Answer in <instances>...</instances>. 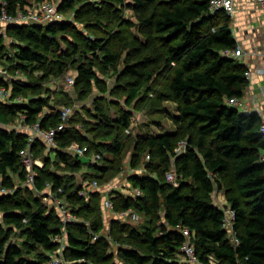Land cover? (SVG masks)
I'll use <instances>...</instances> for the list:
<instances>
[{
  "label": "trees",
  "instance_id": "1",
  "mask_svg": "<svg viewBox=\"0 0 264 264\" xmlns=\"http://www.w3.org/2000/svg\"><path fill=\"white\" fill-rule=\"evenodd\" d=\"M43 1L54 0H36ZM2 3L11 13L34 5L28 0H0V10ZM87 3L75 9L77 18L86 15L108 28L116 23L117 10L119 14L128 11L129 32L126 36L120 33L114 47L92 40L84 50L87 53H81L74 63L73 86L94 85L107 90L105 81L95 72L98 61L105 71L118 72L119 80L130 79L125 104L130 105L143 89L153 92L156 108L174 127L159 133L126 132L132 123L129 110L103 111L97 106L88 130L98 138L104 129L101 134L110 136L107 141L86 138L79 127L70 125L71 117L57 134V146L50 153H43V141L36 140L31 149L34 157L41 156L43 164L35 167V190L41 191L49 183L52 191L83 219L65 224L63 257L72 264H117L109 253L111 242L99 234L104 223L98 201H93L97 193L92 192L86 201L79 194L80 181L73 180V172L64 170L80 169L86 163L84 178L99 182L107 173L113 176L123 167L122 153L129 142L133 145L130 166L143 163L144 167L129 172L127 180L132 189L141 192L130 195L113 189L109 197L116 211L132 208L151 221L138 227L116 217L110 220L109 235L125 244L116 251L122 264H264V134L256 111H242L226 101L242 95L248 84L246 65L222 54L223 49L237 45L231 16L223 10H211L210 0H104L100 6ZM57 5L64 11L71 1L62 0ZM72 28L68 20L12 23L5 26V36L0 33V59L7 63L5 56L12 61L6 67L11 77L0 75V87L10 88V102L0 103V187L12 189L11 193L0 192V264H44L58 246L54 236L62 233L57 207L43 204L31 194L29 186L21 184L25 172L19 151L26 146L27 134L6 126L21 114L23 122L38 120L42 127L59 122L57 105L49 103L48 90L41 84L52 75L59 76L65 60L80 51L78 43L69 42L63 35ZM6 36L11 40L8 43ZM8 46L12 48L10 55ZM95 49L100 56L89 53ZM51 54L57 66L55 74L49 67H42L51 62ZM36 67L42 71L32 80ZM160 70L165 75V89L156 91L148 83L161 75ZM17 72L24 78L14 77ZM16 96L27 100L13 101ZM165 100L174 105L175 112L167 111ZM179 141L184 142L180 154L174 152ZM71 144L85 147L87 161H82L83 155L66 150ZM96 153L100 157L92 160ZM174 161L176 170L172 168ZM57 164L62 171L52 168ZM169 170L175 179L177 172L191 182L174 185L166 179ZM216 188L217 193L225 195V206L234 211L231 234L222 224L223 207L213 201ZM181 227L191 232L196 263L176 258L185 239ZM13 234L22 237L20 243L10 240ZM95 234L99 235L93 238Z\"/></svg>",
  "mask_w": 264,
  "mask_h": 264
},
{
  "label": "rangeland",
  "instance_id": "2",
  "mask_svg": "<svg viewBox=\"0 0 264 264\" xmlns=\"http://www.w3.org/2000/svg\"><path fill=\"white\" fill-rule=\"evenodd\" d=\"M32 4H36V0H28ZM62 0H54L56 3H60ZM71 6L64 9V11H61L64 16L65 20L71 21L73 28L70 29L68 32L64 33L63 35L67 37L66 40L69 42H76L80 46L79 52H76L75 55H72V58H67L64 62V71L57 75H52L49 77L47 82H43L41 85L44 89L48 90V95H50V101L49 103H56V108L58 111L60 110L63 105H66L64 102H68L69 106L72 107V113L69 116V119L71 117L70 125L71 126H77L79 127L81 133L88 139L92 141H98L103 140L107 141L109 139V135H102L101 133L104 131V129L101 130L99 135H97L95 138L94 134L91 133L88 130V126H91V119L96 118L95 113L97 112V106H99L103 111H107L110 108L119 110V109H127L132 115V123L131 126L126 129L125 131H132V133H135L136 131L142 130L147 131L150 133H159V132H166L171 129H173V122L169 118L164 115L161 110H158L156 108V104L153 101V92L146 93V89H143L141 92H139L138 96L134 99V101L127 105L125 104V98L127 97V93L129 90V81L130 79L125 78L119 80L118 72L114 70H107L105 71L103 68H101L99 62H96V69L95 72L99 76V78L103 81H105L107 85V90L101 91L98 90L94 85H92L89 88H84L81 84H78L76 87L73 86V83L69 82V76L74 77L76 74V69L74 67V63L76 59L80 56L81 53H87L84 50L88 47V44L93 40L95 43H98L100 45H107L110 47H114V45L117 43L119 34L121 33L123 36L128 35L129 32V23L127 22V13H124L123 11L121 14H119L120 11L117 10L116 16L117 21L115 24L111 25L110 27L106 28L105 26H99L94 20L88 18L86 15H81L79 18L75 16V9L83 4V2L87 1V4H90V6H100L104 4V0H84V1H77V0H70ZM107 3V2H106ZM242 8V5L239 4ZM239 6V7H240ZM106 9V8H105ZM1 24L3 22L0 21ZM1 31H5V26L0 27V33ZM118 33V34H117ZM2 34V33H1ZM4 35V34H3ZM5 36V35H4ZM234 36V34H233ZM250 36V43L255 42V39L253 40L252 35ZM6 40V43L10 42L11 40L6 36L4 37ZM235 38V37H234ZM253 47V45H250ZM9 51L7 50V54L10 55V52L12 51L11 46H8ZM82 51V52H81ZM96 52L98 56L101 55V52L98 49L92 50L89 53ZM54 55H50V63L43 64L42 67H45L46 69L49 67L51 71H53V74H55L57 71V66L55 65V57L53 59ZM7 63H2V59H0V75H2L4 78L9 79L12 75V72H10L6 67L8 63H12L5 56L3 57ZM74 60V61H73ZM50 65V66H49ZM41 69L38 67L35 68L32 78L30 79L34 80L36 75H39L41 73ZM160 74H157L155 76L154 81H150L148 84L156 91H162L165 89V75L162 73V70H160ZM9 77V78H8ZM16 78H24L22 76L21 72H17V74L14 76ZM28 80V78L26 79ZM7 93L5 96L0 97V103L4 104L6 102H10V88H6V86H3ZM24 96H16L13 101H26L27 97ZM26 98V99H25ZM12 102V101H11ZM166 105L167 111L173 113L176 111L174 105L170 101H163ZM64 103V104H63ZM69 121V120H68ZM81 121H83V126L80 125ZM80 122V123H79ZM159 122L160 125L157 124ZM22 121L20 119H14V121L7 125L6 127L16 129L19 131L26 132L25 128H22L20 130V127L22 125ZM1 125V124H0ZM122 137V136H121ZM100 138V139H99ZM123 138V137H122ZM53 148L48 149L45 147L43 150V153H50V151ZM133 145L129 142H126L124 145L123 153H122V163L123 167L122 169L114 173L113 176L108 177V173L105 175L104 179L97 182V184H93L92 182L95 180L93 178L87 177L84 178L82 175V172L87 169V166L83 164L82 168L75 169L71 171L70 169H65L67 174L73 172L72 174L75 175L74 181L79 180L82 188L79 191V194L84 195L85 200H89L90 194L97 193V198H95L93 201L97 202L101 209V216L103 219V228L99 231V234H102L103 236L107 237V239L111 242L109 247V253L112 255L111 259L115 261L117 264H122V261L116 254L117 248L120 245H123L122 242H116L112 239V237L108 233L110 220L112 218L120 219L122 222H128L130 225L133 226H143L145 224H148L151 220L149 216L143 215L142 213L138 212L139 217L138 218H132L131 216H128L126 218H120L117 216L115 212L108 211L106 209H102V198L103 194L109 195V192H111L113 189H118L123 193H127L132 195L133 189L130 187V184L127 180V175L130 172V169L133 167L130 166V156L132 154ZM182 150V149H181ZM182 151H179L178 154H180ZM72 153V152H70ZM74 154V153H72ZM176 154V155H178ZM76 155V154H74ZM36 161H41V156H35ZM82 161H87V157L85 155L81 156ZM177 161H174L172 164L173 170H176L175 164ZM43 163V162H42ZM136 167V168H135ZM134 168L137 171H141L142 167H144L143 163L139 166H135ZM53 169L56 171H62V166L57 164L55 166H52ZM78 182V181H77ZM187 184L191 182L190 179L187 177L179 176L176 172V179L173 182L174 185H180L181 183ZM28 190L31 192V194L36 195L40 201L43 204H46L47 206H53L52 198L50 195H47L49 193V188L46 187L41 191L35 190L34 186H29ZM213 201L220 207H226L227 201L225 195L220 192V194L217 193V188L212 192ZM66 208L72 209L70 204L64 202ZM72 211V210H71ZM73 212V211H72ZM74 213V212H73ZM75 214V213H74ZM161 214H163V211H161ZM1 217V212H0ZM77 220L73 222L83 221V219L76 215ZM160 221H164V219L161 217ZM86 224H88V221H85ZM63 228V227H62ZM99 234H96L97 236ZM125 234V232H123ZM12 242L20 243L22 240V237H20L18 234H13L10 238ZM66 242V238L64 240ZM64 242V243H65ZM59 245V243H58ZM125 246V244H124ZM58 247V246H57ZM57 249V248H56ZM55 249V252H56ZM55 252H52V257ZM50 254V255H51ZM176 258L179 261H184L185 258L182 254L176 255ZM60 260L62 261V264H72L73 261L69 259H65L63 255H61ZM210 261L212 263H215V260L213 258H210ZM196 263V262H195Z\"/></svg>",
  "mask_w": 264,
  "mask_h": 264
},
{
  "label": "built area",
  "instance_id": "3",
  "mask_svg": "<svg viewBox=\"0 0 264 264\" xmlns=\"http://www.w3.org/2000/svg\"><path fill=\"white\" fill-rule=\"evenodd\" d=\"M257 6L262 11L263 19H262V33L264 38V0H255ZM5 3H2V7L0 10V21L3 22V24L0 23L1 26H7L12 23H28V22H37L42 24H49L55 21L65 20L64 14L58 9V5L54 1H43L40 3H36L30 7H27L26 9H19L15 13L9 12L5 8ZM209 7L211 10H223L225 13L229 14L230 16L234 12V1L233 0H210ZM2 34L5 35V31H1ZM232 33L233 30H232ZM222 54L225 56H230L233 58L239 59L241 55L243 54V49L236 45L232 48H225L222 50ZM264 54V52H263ZM258 73L264 74V69L260 68L257 69ZM252 71L249 67H246L244 70V76L245 79H247L248 83L251 79ZM69 82H74V77L69 76ZM249 85V84H247ZM247 88V87H246ZM246 89L244 90L243 94L240 96H232L229 97L226 101L229 105L236 106L238 108H242L245 104H247L251 99L252 96L248 95L246 93ZM7 93V90L1 86L0 87V97L5 96ZM260 93L262 96H264V82L260 86ZM254 100V98H253ZM261 117V123H260V131L264 134V117L259 113L257 108L255 110ZM72 113V107L69 105H63V107L59 110V122L55 126L51 127H42L39 123V121H34L32 123H25L23 122L24 115H20V121H22V125L20 127V130L22 128L26 129V146L20 149L19 154L21 156L22 165L25 172V177L22 181V186H34L35 183V177H36V169L35 167H41L42 162L36 161L34 159L33 150L31 149L34 143L37 139H41L48 149L56 147V136L59 133V131L63 130L65 126L67 125V120L69 116ZM184 147V142L179 141L177 146L174 149L175 153H178L179 151H182ZM182 149V150H181ZM67 151L72 152L76 155H83L85 147L80 146L78 144H71L66 148ZM100 157V154L96 153L92 160H97ZM146 159H149V155H146ZM264 159V154H263ZM135 168L130 169V172L135 171ZM166 179L173 183L175 181V174L173 171L169 170L166 172ZM93 184H97V181L94 180L92 182ZM49 188V193L47 195H50V197L53 199L52 202L54 206L57 207L58 213L61 217V220L63 222V228L62 233L59 235L54 236V240L59 243L56 252L54 253L53 257L52 254L50 255V259L47 260L44 264H62V261L60 260L62 250L66 244L64 241L66 238L65 234V224L68 222H73L77 220L76 215L71 211V209L66 208L67 205H65V201L62 197L58 196L56 192L52 191L50 188V184L47 183L46 185ZM60 190V188L58 189ZM0 192H8L11 193V188H5L0 187ZM140 190L138 188H133L132 195H138L140 194ZM102 207L103 209H106L108 211L115 212L118 217L120 218H126L128 216H131L132 218H138V213L133 210L132 208L124 209V210H115L114 209V203L112 199L107 194H103L102 198ZM223 207V206H222ZM224 216L222 219L223 227L228 230V233H232V221L234 218V211L229 207H223ZM181 232L185 236V239L183 243L179 247L180 254H182L186 261L195 263L197 262V255L195 252L194 244L192 242L191 232L187 227H181ZM96 234L93 235V238H96ZM234 239L237 241V239L234 237ZM65 242V243H64ZM83 261L84 259H79Z\"/></svg>",
  "mask_w": 264,
  "mask_h": 264
},
{
  "label": "crops",
  "instance_id": "4",
  "mask_svg": "<svg viewBox=\"0 0 264 264\" xmlns=\"http://www.w3.org/2000/svg\"><path fill=\"white\" fill-rule=\"evenodd\" d=\"M233 1L235 9L231 15L230 25L234 32L233 34L237 45L243 49V54L239 60L252 71L251 79L248 83L249 85H247L246 88V93L250 95V97L252 96V99L240 109L250 112L257 108L259 113L264 117V96L260 93V86L264 82V74L257 72V69H264L262 11L257 6L255 0ZM239 4L242 5V8ZM249 34L252 35L255 42L252 41V43H250ZM250 45H253V47Z\"/></svg>",
  "mask_w": 264,
  "mask_h": 264
}]
</instances>
